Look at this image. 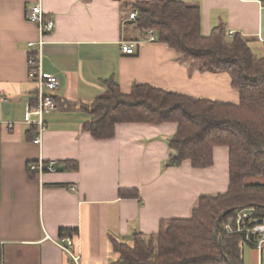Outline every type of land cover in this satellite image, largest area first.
Wrapping results in <instances>:
<instances>
[{
	"label": "crops",
	"instance_id": "1",
	"mask_svg": "<svg viewBox=\"0 0 264 264\" xmlns=\"http://www.w3.org/2000/svg\"><path fill=\"white\" fill-rule=\"evenodd\" d=\"M185 1L200 4L204 35L223 23L227 32L240 33L255 55L264 56L262 0ZM37 4L55 21L44 37L42 68L60 80L40 143L33 141L32 124L25 119L36 93V82L28 77L27 58L34 51L29 42L39 38L26 14ZM124 16L119 0H0V94L6 97L0 104L3 264H109L119 257L112 239L132 245L136 233H155L163 220L190 217L200 196L228 188L226 145L214 147L211 166L197 168L188 159L165 166L174 121L120 122L115 135L104 139L83 129L88 115L80 104L108 95L104 80L110 77L124 93L134 83H148L239 101L227 73L197 69L166 43L146 40V30L139 32ZM122 40L139 41L135 52L124 53ZM39 158L55 160L57 170L40 175L29 170V162ZM64 160L77 161L78 168H66ZM121 189H136L139 196L121 195ZM61 229L74 230L78 262L56 243Z\"/></svg>",
	"mask_w": 264,
	"mask_h": 264
},
{
	"label": "trees",
	"instance_id": "2",
	"mask_svg": "<svg viewBox=\"0 0 264 264\" xmlns=\"http://www.w3.org/2000/svg\"><path fill=\"white\" fill-rule=\"evenodd\" d=\"M119 1L126 19L137 10L138 17L128 22L139 32L153 29L158 40L201 71L227 73L239 101L188 95L148 83H134L124 93L110 77L104 80L108 95L80 104L88 115L83 129L97 139L113 137L120 122H176L177 130L168 139L172 152L165 166L188 159L194 167H208L213 164L215 146L229 148L225 192L200 196L190 217L163 220L155 233L138 232L132 245L112 239L119 257L109 264H245L239 243L244 232L226 227L235 226L237 214L244 210L251 211L246 222L264 219V181H258L264 179V56L255 55L240 33L229 36L223 23L204 35L198 2ZM30 130L34 137L37 126L32 124ZM63 163L66 168H78L75 160ZM120 193L139 196L136 189H121ZM73 232L61 229L60 235Z\"/></svg>",
	"mask_w": 264,
	"mask_h": 264
},
{
	"label": "built area",
	"instance_id": "3",
	"mask_svg": "<svg viewBox=\"0 0 264 264\" xmlns=\"http://www.w3.org/2000/svg\"><path fill=\"white\" fill-rule=\"evenodd\" d=\"M26 17L34 22L39 30V38L35 41L29 42L34 47V51L27 58L28 65V77L30 80L36 82V93L34 102L28 105L26 112V120L31 124L37 126L36 135L33 138L35 143L41 142L42 131L45 127L44 115L49 110L56 107L55 91L58 89L60 80L51 73H47L42 68V54L45 44V35L53 31L55 28V21L52 18L44 16L43 10L40 4L33 6L27 11ZM138 17L137 10H133L128 19H136ZM235 32L230 30L227 32L229 36H232ZM146 40L153 41L157 39V35L153 29L146 31ZM139 41L137 40H122L121 50L124 53H134ZM6 100L3 94H0V104ZM34 116V118L32 117ZM13 123L8 122L7 126L11 127ZM28 168L31 171L38 173L39 175L46 171H56L57 164L55 160L46 161L42 158L31 161L28 164ZM251 214L250 210H244L237 214L235 220V226L228 224V231H241L244 232V237L240 240V246L249 244L255 247L258 251H261L264 244V219L257 220L253 223L246 222V219ZM56 243L61 246L75 262L79 260V254L73 250V238L67 234L57 238Z\"/></svg>",
	"mask_w": 264,
	"mask_h": 264
},
{
	"label": "rangeland",
	"instance_id": "4",
	"mask_svg": "<svg viewBox=\"0 0 264 264\" xmlns=\"http://www.w3.org/2000/svg\"><path fill=\"white\" fill-rule=\"evenodd\" d=\"M258 181H264V179H258ZM243 247L245 264H264V244L261 251H258L249 244H245Z\"/></svg>",
	"mask_w": 264,
	"mask_h": 264
}]
</instances>
